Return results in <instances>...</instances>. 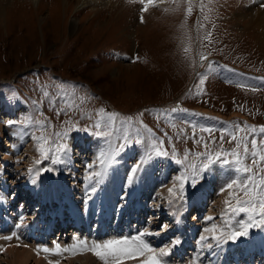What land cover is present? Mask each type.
I'll use <instances>...</instances> for the list:
<instances>
[{
	"label": "rangeland",
	"instance_id": "obj_1",
	"mask_svg": "<svg viewBox=\"0 0 264 264\" xmlns=\"http://www.w3.org/2000/svg\"><path fill=\"white\" fill-rule=\"evenodd\" d=\"M82 1L0 4V230L10 222L21 235L14 242L0 234V248L15 247L0 250V264H13V254L18 258L27 249L32 256L26 264H104L93 245L126 235L131 247L142 246L132 240L140 237L157 254L165 249L162 264H264V217L258 215L264 197V33L248 27L264 0H153L144 12L139 0L79 7ZM72 146L75 153L64 156L61 149ZM112 146L113 163L101 175ZM164 151L167 156L159 154ZM119 163L123 172L116 178ZM151 165L156 169L149 177L162 180L143 191L136 171ZM68 176L74 181L65 182ZM232 179L237 184L227 189ZM115 180L118 206L105 212L108 224L97 226L84 215L91 189L103 184L106 190ZM45 182L47 194L56 195L47 205ZM64 189L72 193V209ZM31 192L36 194L27 203ZM253 196L256 214L233 213L238 200ZM58 210L67 220L78 216L80 225L64 228ZM239 223L251 225L246 236L213 239ZM149 255L119 264H141Z\"/></svg>",
	"mask_w": 264,
	"mask_h": 264
},
{
	"label": "bare ground",
	"instance_id": "obj_2",
	"mask_svg": "<svg viewBox=\"0 0 264 264\" xmlns=\"http://www.w3.org/2000/svg\"><path fill=\"white\" fill-rule=\"evenodd\" d=\"M6 0H0V4L3 2H5ZM97 4H99V1L98 0H83L82 2H81V4H79V7H81V6H84V5H90V6H92V7H94V6H96ZM243 15L244 14H237V16L239 17V18H242L243 17ZM250 16V15H249ZM251 18H252V21H251V23H250V25L248 26L250 29H255V31L259 34V35H261V34H263L264 33V9L263 8H261V9H258V10H256V11H253L252 12V15L250 16ZM0 144H2V142H1V140H0ZM113 146L111 147V149H110V151H109V153H108V156H107V158H106V161H105V163H104V165L102 166V170H101V175L102 174H104L105 172H109V170H110V167H111V165H112V163H113V161H110V159H111V155H112V153H113ZM67 154L69 153V154H71V155H73L74 153H75V147H69L68 149H67ZM64 156H65V153H64ZM64 159H67V164H68V162H69V159H68V157H64ZM128 159V158H127ZM69 165V164H68ZM155 165H157V164H155ZM77 166V165H76ZM152 166V165H151ZM68 167V166H67ZM114 169V168H113ZM122 169H123V166L119 163V164H117L116 165V169L114 170L115 172H116V178H118L119 177V175H120V173L119 172H123L122 171ZM155 167L154 166H152L151 168H146V169H140V170H138V171H136V172H141L140 174H141V180L139 179L138 181H139V184H140V187H141V189L143 190V191H146V190H149V189H151V182L153 181L155 184H156V186L159 184V182L162 180V178L161 177H159V176H156V177H149V175L150 174H147V172H151V171H155ZM113 171V172H114ZM105 175V174H104ZM219 175V174H218ZM133 176V175H132ZM137 176V175H136ZM102 178H103V176H101ZM67 179H64V181L66 182H68V181H74V179L73 178H70L69 176L68 177H66ZM70 178V179H69ZM115 179V178H114ZM223 180H224V178H222V174L221 175H219V177H218V179H217V183L219 184V185H221L222 184V182H223ZM59 183H60V187H65V185H64V183L62 182V179H60V178H58V180H57ZM101 179L99 180V183H101ZM116 181V182H115ZM114 182L115 183H111L110 185H105V187H106V190L102 187L103 186V184L101 185V186H99V188L98 187H93V188H95V191L93 192V194H91V197H90V199L89 200H87L88 202H89V204H90V206H89V204H87L88 202H86V204H87V207L84 209L85 211H84V215H85V217H91L92 218V220L94 221V219H95V223H97L98 225L97 226H99V223H101L102 222V224L105 226V224H108V223H105L106 222V220H104V219H106V217H105V212H109V210H112L113 209V207L114 206H116L117 205V200L115 199V198H118V194H117V188H116V186H118L119 184H118V181L117 180H115ZM47 182V181H46ZM46 182L43 184V189H42V191H43V195H42V201L45 203V205H47V203H51L53 200H56L55 198H53L52 199V201L50 200V196H56V195H52V193L50 192V194L48 195L47 194V190H48V188H49V186L46 184ZM103 182H105V181H103ZM107 182V181H106ZM156 182H158V184L156 183ZM118 184V185H117ZM94 186V185H93ZM56 189V188H55ZM102 189V190H101ZM59 190V189H58ZM105 190V191H104ZM155 190V189H154ZM64 192H65V195H66V199L70 202V209H72V206L74 205L73 204V202H72V193L71 194H69L68 193V191H66L65 189L63 190ZM34 194H36V192H31L30 194H29V198H27V200H26V202L27 203H29L30 202V198H32V196H34ZM101 195V197H102V199L105 201V203H106V205L110 208H108V209H106V206H105V203L103 202V201H101V199H98L97 200V198H100V195ZM48 195V196H47ZM121 194H119V196H120ZM201 199L199 200V201H197L196 203L197 204H199V205H202L201 204ZM96 202V203H95ZM60 198H59V201H57V206L58 205H60ZM66 204H67V206H68V202L66 201ZM113 204V205H112ZM105 206V207H103V206ZM111 206V207H110ZM118 206V205H117ZM25 207H26V204H25ZM68 207V208H69ZM77 208L79 209V206L77 205ZM142 207H140V209H141ZM60 209V208H59ZM91 209V211H89ZM122 209V208H121ZM113 212H114V209L112 210ZM141 211V210H140ZM58 215L60 216V218L62 219V218H64V217H62V214H61V212H60V210H58ZM71 212V213H70ZM72 211H69V215H72ZM121 213V212H120ZM133 213H135V212H133ZM51 214H53V211H51ZM107 214V213H106ZM110 214H112V212L110 213ZM116 214V213H115ZM138 214H140V213H138ZM16 216V215H15ZM53 216V215H52ZM162 216V215H161ZM34 217V216H33ZM74 217H76V220H74L72 217H70L68 220H67V222L70 224V222H72L71 221V219H73V221H74V223H75V226H78V225H80V220L78 219V216H76V215H74ZM140 217V216H139ZM10 219H11V221L12 220H14V218L12 219V217H10ZM115 220L117 219V221H116V226L118 225V227H120V222H119V218L117 217V214L115 215V218H114ZM126 220H127V218H126ZM129 220V219H128ZM34 219L32 220V222L34 223ZM13 222V221H12ZM88 222V221H87ZM33 223H32V225H30V227L29 228H33ZM63 223H65V221L63 220ZM111 223H112V221H111ZM136 223V222H135ZM10 224H12V223H10L9 222V224H6V226H5V229H3V230H0V234H4L5 235V237H7V235L8 236H12L13 238L12 239H15L14 240V242L16 241V239L18 238V237H20L21 235H20V231L19 232H16L15 230H14V232H12L13 230H11V227H8ZM18 224H20V222H18L17 223V225ZM66 224V223H65ZM17 225H16V228L17 229H24V231L26 230V225H22L21 224V226L20 227H17ZM68 225V224H67ZM139 225V224H138ZM0 227H1V225H0ZM51 227H49V228H47V231L49 232V229H50ZM97 228V227H96ZM18 231V230H17ZM119 233H121L122 235H123V233H124V231H121V232H119ZM12 234V235H11ZM5 237H3L4 239H5ZM128 236L126 235V236H124L123 238L122 237H120L122 240H125V239H127L128 240V238H127ZM4 239H1L0 238V243H2L1 245H3V244H5V241H4ZM6 240V239H5ZM120 240V239H119ZM129 241V240H128ZM143 241V240H142ZM178 241V240H177ZM253 242V245L254 246H259L260 244L259 243H256V244H254V242L255 241H252ZM9 243V242H8ZM140 243H141V239H140ZM45 245V244H44ZM237 247H239L240 248V245L239 246H237ZM7 248H10L7 252L8 253H11V252H13L14 251V249H15V247H14V245H11V244H9L8 246H6L5 248H3V247H1L0 249H3L4 251H6V249ZM187 248V247H186ZM236 249L237 251L239 250H241L242 248H240V249ZM58 249V248H57ZM252 249V248H251ZM260 249V248H259ZM33 250V249H32ZM236 250L235 251H233V253L235 254V253H237L236 252ZM166 251V250H165ZM179 251H181V249L179 250ZM229 251H232V250H228V251H225L223 254H224V256L225 257H228L229 256V254H228V252ZM264 252V251H263ZM186 253V252H185ZM32 253H31V251H30V249H27L23 254H20V256L17 258V256L16 255H14L13 254V260L15 261V262H13V264H26L25 263V259H28L30 256H32L31 255ZM179 254H182V253H178V255L177 256H179ZM260 255H262L261 253H259ZM247 255H249V254H247ZM250 256V255H249ZM231 257H232V255H231ZM234 257V256H233ZM225 259H228V258H225ZM220 260V259H219ZM231 260V259H230ZM7 264H8V262H7ZM9 264H12V263H9Z\"/></svg>",
	"mask_w": 264,
	"mask_h": 264
},
{
	"label": "snow or ice",
	"instance_id": "obj_3",
	"mask_svg": "<svg viewBox=\"0 0 264 264\" xmlns=\"http://www.w3.org/2000/svg\"><path fill=\"white\" fill-rule=\"evenodd\" d=\"M130 2H135V0H130ZM139 2H141L142 4H144L145 6L141 8V12H144L147 10V6L148 4H152L153 0H139ZM262 7H264V5H261ZM189 13L191 11V9L188 10ZM141 22H143V16H141ZM210 35V34H209ZM187 51V49L185 50ZM201 59H205V57H201ZM43 95L45 98L48 97L49 93L47 91L43 92ZM34 105L36 102H33ZM177 109H173L172 111H176ZM63 111V110H62ZM57 115H61L62 112H57ZM30 120L32 118H29ZM9 124H12L13 122L10 120L8 121ZM98 127V125H97ZM261 132H264V127L261 128ZM41 139H43V137H41ZM141 141L137 140L135 143L139 144ZM252 145H253V165L255 166L257 164V160H256V152H255V148L257 146V141L256 140H252ZM121 147H123V145H121ZM65 154L67 153V149L66 147L61 149ZM39 151V149H38ZM160 155H164L167 156L168 153L166 151L164 152H160ZM53 164L59 163L61 162V160L58 159H53ZM179 162V161H178ZM259 162L261 164H264V155H261L259 157ZM37 163H39V161H37ZM225 164L229 163V161L225 160L224 161ZM204 169L207 170L208 169V165L204 166ZM264 170V169H262ZM30 172L32 171L31 169L29 170ZM237 171H239V169H237ZM245 172H251L250 168H245L244 169ZM133 172H135V170H133ZM98 175V174H97ZM178 180L181 178H177ZM133 177L130 176L129 177V184L132 183ZM32 183H35V180L33 179ZM192 183L193 186H195L196 183V178L193 177L192 178ZM261 186H264V180H261ZM237 184V180L236 179H232L230 180L227 184H226V188L227 189H233V186ZM241 187L243 188V193L244 195H248L249 194V188L247 186L246 182H241ZM91 191H95V188H92ZM174 191V189H169V192L172 193ZM224 191V188L221 189V192ZM235 193H229L230 198L234 195ZM181 198H183V196H181ZM255 201V197L253 196L251 199L249 200H244V201H237V208L233 209V213L234 214H239L241 212H252L253 214L255 213V208H256V204L254 203ZM225 205L227 206L229 204V200H226ZM259 208H260V212L258 213L259 216L264 217V197H262L259 200ZM248 205V207H241V205ZM209 219H212L211 217H209ZM251 219V217H250ZM21 223L24 220V217L21 216L20 217ZM21 224H18L17 227H20ZM163 228H167V225H163ZM251 227L250 224H244V223H239V227L236 228L234 231L231 232H222V236L220 238L217 237H213V239L217 240V243H220L221 239L224 236H227L228 239L230 240H236L242 236H246L248 229ZM13 237L12 236H8L5 237V239L7 240H11ZM205 238L201 237V240L203 241ZM133 241L136 240H140V237H133L132 238ZM84 241H80V244H84ZM175 243H179V241H176ZM141 245L139 247H131L129 244V241L127 239L125 240H108L105 241L102 244H94L92 247V251L93 254L96 255L100 260H102L104 262V264H109V259L111 258V260L113 261V264H119V261L122 259H133L136 258L138 256H143L145 253H150V255L148 256V258L146 260L141 261V264H162V260L160 259L161 257L166 256L168 253L165 251V249H160L159 253L157 254L156 251L154 249H152L149 245H147L146 243H144L141 240ZM59 247V246H57ZM209 247H211V245H209ZM2 250V249H0ZM45 252H48L49 249L45 248L44 249Z\"/></svg>",
	"mask_w": 264,
	"mask_h": 264
}]
</instances>
